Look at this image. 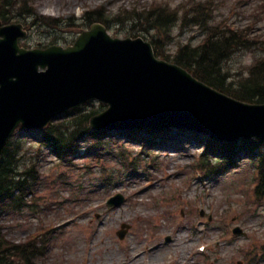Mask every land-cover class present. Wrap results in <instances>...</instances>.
Here are the masks:
<instances>
[{"label": "rangeland", "instance_id": "obj_1", "mask_svg": "<svg viewBox=\"0 0 264 264\" xmlns=\"http://www.w3.org/2000/svg\"><path fill=\"white\" fill-rule=\"evenodd\" d=\"M199 3L208 12L209 29H232L252 41L226 63L232 77H244L264 58V0H30L37 15L58 19L57 26L19 15L15 6L9 23L27 27L28 36L20 42L27 48L40 43L66 47L95 24L85 15L100 10L112 37L151 41L156 32L148 22L130 19L135 20L133 11L156 8L178 16L170 39L161 37L162 50L173 55L180 46L205 39L203 28L189 22ZM123 131L104 136L108 144L95 151L87 150L95 140L84 142L73 166L45 155L40 181L28 199L32 206L3 220L9 241L36 238L39 264H264V201L254 198L256 172L250 159L238 156L232 166L211 174L200 164L207 153L199 139L176 131L171 132L175 137L144 148L145 140ZM16 136L30 135L18 130ZM117 193L125 201L108 207ZM123 224L129 228L121 240L117 233ZM237 226L244 232L238 236L233 235Z\"/></svg>", "mask_w": 264, "mask_h": 264}, {"label": "water", "instance_id": "obj_2", "mask_svg": "<svg viewBox=\"0 0 264 264\" xmlns=\"http://www.w3.org/2000/svg\"><path fill=\"white\" fill-rule=\"evenodd\" d=\"M21 24L0 22V160L20 126L42 130L89 102L108 108L94 116L95 131L189 128L217 141L264 140V105L245 104L159 60L142 38H113L92 25L67 48L25 49ZM116 196L110 205H119ZM129 227L118 232L125 238ZM241 234V229H236Z\"/></svg>", "mask_w": 264, "mask_h": 264}, {"label": "trees", "instance_id": "obj_3", "mask_svg": "<svg viewBox=\"0 0 264 264\" xmlns=\"http://www.w3.org/2000/svg\"><path fill=\"white\" fill-rule=\"evenodd\" d=\"M18 8L19 15L29 17L38 16L50 27L57 26L59 20L37 15L31 7L30 0H0V19L5 23L12 18L13 7ZM202 3L195 5L196 14L191 16L190 24L203 28L205 39L198 45L188 43L178 48L173 55L165 54L162 50L163 41L170 39L169 33L177 26L178 16L165 14L163 10L148 9L141 13L133 11L132 21H146L149 28L156 32L152 36L151 43L158 56L174 62L191 72L197 79L209 86L221 91L237 100L246 103L264 104V58L251 64L248 73L244 77L234 78L226 69V63L238 50L248 49L252 44L249 38L237 31L224 27L212 26L206 22V14ZM89 23L107 24L108 18H104L100 10L85 15ZM188 21L184 19L183 25ZM133 24V25H134ZM161 37H165L162 41ZM238 77V75H233ZM103 105L91 103L60 117L47 128L38 132L37 137L25 132L24 136H14L4 150L0 162V264H39L42 258L41 247L36 243V238L23 244H15L9 241L3 226V220L7 216L19 211L28 205V199L34 194V186L40 181V162L45 155H51L61 163L68 166L75 165L74 161L82 152L84 142L95 140L94 146H89L88 151L98 150L99 146L107 145L102 142L104 133L95 132L90 127L92 117L102 112ZM189 134L188 130L168 129L165 131L137 130L124 132L131 138L145 140L143 147L151 146L156 139L164 140L175 137V133ZM195 139H200L206 147L205 160L201 165L208 168L211 174H217L227 166H232L239 158H250L252 166L258 173V185L256 197L264 201V141L240 140L235 143H218L208 137L190 133ZM113 140V139H112ZM149 140V141H148ZM30 142V143H29ZM29 143V145H28ZM113 144V142L111 141ZM217 161L216 163L210 160Z\"/></svg>", "mask_w": 264, "mask_h": 264}, {"label": "bare ground", "instance_id": "obj_4", "mask_svg": "<svg viewBox=\"0 0 264 264\" xmlns=\"http://www.w3.org/2000/svg\"><path fill=\"white\" fill-rule=\"evenodd\" d=\"M109 259H110V260H115L116 257L113 255V256L109 257ZM111 264H116V263H115V262H113V263L111 262Z\"/></svg>", "mask_w": 264, "mask_h": 264}]
</instances>
